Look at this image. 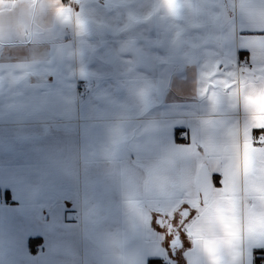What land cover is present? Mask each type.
I'll list each match as a JSON object with an SVG mask.
<instances>
[{"label": "crops", "instance_id": "0c3cea01", "mask_svg": "<svg viewBox=\"0 0 264 264\" xmlns=\"http://www.w3.org/2000/svg\"><path fill=\"white\" fill-rule=\"evenodd\" d=\"M261 30L264 0H0V264H212L206 205L220 264L264 260ZM203 164L228 182L209 202Z\"/></svg>", "mask_w": 264, "mask_h": 264}, {"label": "snow or ice", "instance_id": "6c2138e0", "mask_svg": "<svg viewBox=\"0 0 264 264\" xmlns=\"http://www.w3.org/2000/svg\"><path fill=\"white\" fill-rule=\"evenodd\" d=\"M212 87L217 89L212 94L213 100H216L219 98L221 93L225 91L227 87H231V85H228L227 82L224 80H218L215 82V84ZM245 101L250 107L254 106L255 101L252 97L245 96ZM249 136H250L251 147L253 149L258 150V152L254 154L252 164L253 166H255L257 163H261L262 170H264V126H258L252 128L249 132ZM226 162L227 161H225V163ZM247 177H248V173L245 172L242 177L238 178V183L241 185L238 191L245 190V186L248 185ZM208 181L210 183V188L214 190L216 193L224 192L228 183L226 180L225 172L221 170L212 171L208 176ZM246 194L250 199L256 198V190L250 186L247 187ZM206 207L208 209L209 222L202 229V239L200 240V244L202 245L203 252L206 253V255L212 259V264H220L219 258L222 251V247L227 242V240L224 237L223 228L212 222L211 205H206ZM200 212H201L200 208L193 207L192 205L185 202V204L182 205L177 212L172 213L170 219L174 222L172 224V227L177 228L176 235H173V233L168 230V227H166L164 224L160 222V215L163 214H158L154 216L150 221V227L152 224V220L155 219V222L159 224L160 228L166 230V234L165 233H157V234L161 236L163 240H167L169 237H171L173 243H175V241L179 239V233L181 231V228H184L187 223H191L192 221H195L197 217L200 215ZM184 213H187V215H184ZM178 215H179V219H178ZM181 246L183 245L181 244ZM260 247H264V246H260ZM149 264H160V262L152 260L149 261ZM256 264H260V262L257 261Z\"/></svg>", "mask_w": 264, "mask_h": 264}, {"label": "water", "instance_id": "95a60500", "mask_svg": "<svg viewBox=\"0 0 264 264\" xmlns=\"http://www.w3.org/2000/svg\"><path fill=\"white\" fill-rule=\"evenodd\" d=\"M211 173L210 167L207 164H203L199 171V188L204 202H209L214 194V190L210 188L208 176ZM169 231L172 233L176 231L174 227L169 226Z\"/></svg>", "mask_w": 264, "mask_h": 264}, {"label": "built area", "instance_id": "2783aa9c", "mask_svg": "<svg viewBox=\"0 0 264 264\" xmlns=\"http://www.w3.org/2000/svg\"><path fill=\"white\" fill-rule=\"evenodd\" d=\"M250 67H251V65H250ZM180 137L185 142H187L189 140L188 135L185 132L180 133ZM37 247H38V250H40L42 248L41 246H37ZM37 247H36V249H37ZM261 264H264V260L261 262Z\"/></svg>", "mask_w": 264, "mask_h": 264}, {"label": "trees", "instance_id": "16d2710c", "mask_svg": "<svg viewBox=\"0 0 264 264\" xmlns=\"http://www.w3.org/2000/svg\"><path fill=\"white\" fill-rule=\"evenodd\" d=\"M34 244V243H33ZM259 253H264L263 251H258L257 252V254H259ZM263 259V257H257V261H259L260 263H261V261H263L262 260ZM155 261H159L160 262V264H164V262L163 261H161V260H158V259H154ZM152 261V260H151Z\"/></svg>", "mask_w": 264, "mask_h": 264}]
</instances>
